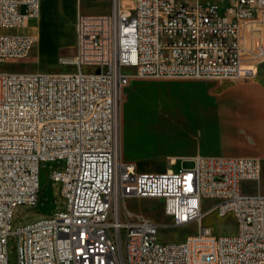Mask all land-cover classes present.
I'll use <instances>...</instances> for the list:
<instances>
[{
  "label": "built area",
  "instance_id": "obj_1",
  "mask_svg": "<svg viewBox=\"0 0 264 264\" xmlns=\"http://www.w3.org/2000/svg\"><path fill=\"white\" fill-rule=\"evenodd\" d=\"M39 0H0V65L28 57L36 34L12 32L36 18ZM22 7L24 8L22 10ZM72 72L0 68V264H264V194L251 156H194L189 167L137 171L121 157L120 93L131 76L251 77L264 57V0H111L105 14H79ZM129 69L131 75L126 72ZM49 166L61 202L47 216L14 223L35 205ZM161 198L173 226L208 210L231 215L235 231L199 227L180 241L125 205ZM210 212V213H211Z\"/></svg>",
  "mask_w": 264,
  "mask_h": 264
},
{
  "label": "rangeland",
  "instance_id": "obj_2",
  "mask_svg": "<svg viewBox=\"0 0 264 264\" xmlns=\"http://www.w3.org/2000/svg\"><path fill=\"white\" fill-rule=\"evenodd\" d=\"M218 1L222 3L224 0ZM109 7V0H81V13L106 12ZM63 22L68 25L69 18H63ZM58 55L71 56L73 52L67 46H62ZM57 57L52 58L49 54L37 51L22 60L5 59L1 62L0 68L11 73H54L74 70L72 65H59ZM125 70L131 75L129 69ZM246 85L253 88L252 96L247 94ZM138 88L152 92L158 90L157 92L168 97L175 95L173 97L175 110L184 114L191 112L194 116L184 115L182 120H176V113L171 112L170 108L164 105L163 98L153 100L148 107L156 113H162L166 119L151 122V118L148 117L145 125L151 133L158 136V139L146 141L148 149L145 151L130 152L152 155L169 151L191 152L202 141H207L215 147L220 145L224 141L220 139H226L224 135L241 139L245 142L246 147L264 152V131L257 137L254 134L256 129L264 128V112L258 114L264 110V104L258 100H264V62L258 65L254 75L239 79H167L131 76L120 93V117L129 100L130 93ZM219 112L223 114L219 115ZM222 126H224L223 129H217ZM212 128L214 130H211ZM186 142H191L192 145L187 146ZM156 146L161 147V150H156ZM126 151L127 149L123 148L121 143L123 161H128L125 156ZM52 164H42L40 167L38 203L18 206L14 212V223H25L47 216L61 202L58 186L49 180V166ZM191 165L192 163L189 161H181L180 157L179 163L170 165V168L176 170L179 167ZM261 165L259 180L255 183H245L243 186L248 191L264 194V159H262ZM146 169H148L147 171H161L166 167L153 166ZM212 203L211 200L204 199L202 211H206ZM125 205L130 210L157 223L160 238L164 241H180L186 235L196 233L201 225L211 226L214 234H231L235 231V223L231 215L220 217L214 212L205 214L201 222L193 221L181 226H173L171 218L164 214L163 199L161 198L128 197L125 199ZM8 259L9 264H17L16 252L11 241L8 244Z\"/></svg>",
  "mask_w": 264,
  "mask_h": 264
},
{
  "label": "crops",
  "instance_id": "obj_3",
  "mask_svg": "<svg viewBox=\"0 0 264 264\" xmlns=\"http://www.w3.org/2000/svg\"><path fill=\"white\" fill-rule=\"evenodd\" d=\"M39 13L36 18H26L25 24L22 28L14 30L12 32L24 33V34H36L37 41L30 51L29 55L35 52L42 54H49L52 58H56L60 53L62 46H67L72 49V52L75 51L76 43V31L75 24L77 16L79 14H105L111 11V0H109V10L106 12L98 13H81V0H39ZM190 2L194 0H189ZM204 1V0H203ZM221 7H225L228 3V0H224L220 3L216 0ZM24 8L22 7V10ZM69 18V24L66 25L63 22V18ZM28 55V56H29ZM65 56V55H64ZM60 57V55H58ZM57 57V58H58ZM264 62L262 57H259L258 65ZM247 94H252L254 91L251 86L246 85ZM245 92V93H246ZM252 96V95H251ZM261 101V104H264V100L258 99ZM233 107V106H232ZM264 110L258 112L262 113ZM244 113V112H243ZM222 115V112L218 113ZM224 126L218 127L217 129H223ZM210 130V129H209ZM211 130H214L213 128ZM210 130V131H211ZM264 131V128L256 129L254 134L255 136H260L261 132ZM226 139L218 146L209 144L207 141H202L197 144V148H194V151L188 152H161L157 155H152L149 153H132L130 151L142 152L140 150H134L130 147L125 148L126 158L128 163L134 165L137 171H147L153 166L158 167H170V165H177L180 161H189L191 162L192 157L194 156H251L264 159V152L260 150L250 149V147L245 146V142L236 137H229L224 135ZM225 143V144H224ZM185 145H192L191 142H186ZM218 147V148H217ZM165 170V169H164ZM150 171V170H149ZM152 171V170H151ZM162 171V170H161Z\"/></svg>",
  "mask_w": 264,
  "mask_h": 264
},
{
  "label": "bare ground",
  "instance_id": "obj_4",
  "mask_svg": "<svg viewBox=\"0 0 264 264\" xmlns=\"http://www.w3.org/2000/svg\"><path fill=\"white\" fill-rule=\"evenodd\" d=\"M157 91H144L138 88L134 92L130 93L129 100L125 105L124 111L121 113L120 117V138L123 148L130 147L134 150L145 151L148 149V146H146V141L154 140L156 138L158 139V136L151 133L145 125V122L147 121L146 118L148 117L151 118V122L157 120L164 121L166 119L162 113H156L148 107L150 102L153 100L163 98L165 100L164 105L170 108L171 112L176 113V120H182V118L185 117L184 115L194 116L191 112L184 114L175 110V101H173V97H175V95L168 97ZM234 106H236V104ZM155 149L161 150V147L156 146ZM209 212L211 211L208 209L206 211H201L202 214L198 219V222H201L204 215Z\"/></svg>",
  "mask_w": 264,
  "mask_h": 264
}]
</instances>
